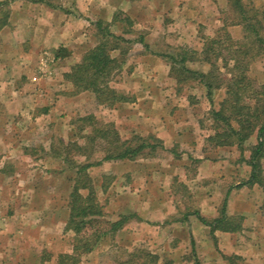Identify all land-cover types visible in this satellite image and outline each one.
Instances as JSON below:
<instances>
[{
  "label": "crops",
  "instance_id": "crops-1",
  "mask_svg": "<svg viewBox=\"0 0 264 264\" xmlns=\"http://www.w3.org/2000/svg\"><path fill=\"white\" fill-rule=\"evenodd\" d=\"M67 1L0 0V6L4 4L7 7L0 9L4 12L3 22L0 24V257L11 259L9 264H20L18 259H23V264L44 263L41 254L44 246L64 237V227L69 214L68 196L73 185V175L72 177L67 175V167L63 166L61 159L46 154V152L42 155L34 154L28 148L33 144L31 134L36 128L32 122L34 117L28 121L30 118L28 115L35 106L32 105L31 100L35 87L41 80H44L39 79L40 77L35 74L36 64L33 65L35 58L31 53L36 50L37 46L43 50H55L59 46L68 49L70 54L58 61L63 64L59 78L69 84L64 80L63 73L68 71L71 65L79 60L80 55L96 42V38L87 39V41L83 39L80 41V48L75 49L74 37L85 34V24L88 25L89 22L97 19L111 21L115 12L121 10L133 19L135 26L132 32L125 33V36L135 38L134 44L152 51L149 56L145 54L137 62L133 56L129 57V64L133 62L134 66L138 65L137 68L140 71L141 67L143 69L148 62L151 66H162L163 68L166 64L165 58L156 49L158 46L156 41L152 42L151 37L159 33L163 38L164 31L161 30L164 24L158 14L163 16L164 3L168 0H70L73 7L66 4ZM53 2L55 3L52 4ZM151 4L153 7L150 6ZM34 7L40 12L33 11ZM152 16L159 19L161 23ZM188 17L202 16L198 13L189 14ZM198 23L205 24L200 20ZM232 27L234 31L242 33L241 25L235 24ZM20 28H23L25 33L22 41L18 38ZM91 28L93 31L92 26ZM135 30L139 32L138 36L143 35V42L138 40V37H133L132 33ZM145 44L147 46H144ZM160 72L165 73L169 80H174L169 75V69H162ZM41 115L45 116L46 110L41 112ZM22 120L25 123H22ZM175 127L164 124L154 131L155 135L162 140L165 148L170 149L182 142L183 136L175 131ZM225 149L227 147H219L215 149V152L225 151ZM184 153L180 154L181 159H184L182 156ZM187 156L190 161L198 163L197 176L220 182L231 180V186L225 194L226 213L228 216L241 217L239 230L211 232V228L196 216L194 210L174 219L176 207L172 200H165L166 198L162 195L164 192L160 190L161 187H157L154 197L149 196L148 193L137 195L139 198L137 200L140 202H137L131 193L127 194L126 201H121L122 195L126 196L125 183L121 176L129 172L137 161L131 159L103 161L91 168L95 171L99 170V175L94 176L97 177L96 180L92 177L99 193L116 192L117 194L118 201L113 204L101 203L104 205L106 214L108 212L114 214L109 216L108 213L107 216L111 219L118 218L122 214L131 216L113 237L106 236L95 249L87 254L90 256V264H96L104 253L111 252L98 249L105 245L107 240L108 242L115 240L117 243L125 235L134 242H145L149 237L152 240L158 237L157 242H161L164 241L162 237L169 228H172L173 235L176 229L186 230L189 239L195 244V257L200 264H227L224 255L233 254L241 257L244 264H264V193L257 183L240 185L249 178V166L243 162L242 172L233 171L230 160L213 157L210 152L202 150ZM63 169H65L63 171L65 176L59 183L61 190L55 197L56 201L63 194L61 197L63 208L55 212L54 210L57 209L52 203L54 197L51 192L53 183L51 180L47 181V178L50 179L52 171ZM100 170L104 172L110 170L111 180L105 186H103L105 173H101ZM37 176L41 178L38 183L35 181ZM253 187L261 190V197L257 203L250 204L243 201L245 197H242L241 193L244 190L249 192ZM57 192L58 190L55 193ZM234 200L237 202L232 205ZM206 210L204 206L198 209L202 216L203 213L209 215L205 213ZM210 215L214 214L210 213ZM183 241L186 239L183 238ZM37 243L42 244L41 251L38 252L34 249ZM122 244L126 243L122 240ZM184 252L181 248L170 251L169 258L173 264H192L188 260H183Z\"/></svg>",
  "mask_w": 264,
  "mask_h": 264
},
{
  "label": "rangeland",
  "instance_id": "rangeland-1",
  "mask_svg": "<svg viewBox=\"0 0 264 264\" xmlns=\"http://www.w3.org/2000/svg\"><path fill=\"white\" fill-rule=\"evenodd\" d=\"M244 1H252L255 5L264 7V0ZM66 4L69 6L72 5L71 7L74 6L70 0ZM164 6L165 11L162 12L163 16H161L162 14H158L164 24L161 30L164 31L163 38L160 37L159 33L157 36L153 35L151 37V41H156L158 45L156 49H158L159 54L177 53L180 47H188L189 49L192 48L199 51L203 43L202 37L213 36L217 29L222 26V17L226 15L227 11V0H168L167 3H164ZM6 8L4 4L0 6V9ZM34 9L32 10L40 12L35 7ZM198 13L202 17H188L189 14L196 15ZM3 14L4 12L0 11V21L4 18ZM152 17L154 18L155 16ZM199 20L205 24L198 23ZM92 22H89L88 25L85 24V34L80 37H74L73 45L74 47L76 46L75 49L80 48L81 40L84 39L87 41V39H95L91 28ZM113 29L122 32L123 25L119 23V25H114ZM228 30L235 39L242 37L243 31L242 33L234 31L232 26H228ZM138 33L135 30L132 33L133 37H137ZM18 38L21 41L25 38L23 28H20ZM78 44L79 46H77ZM53 51L51 49L43 50L37 46L36 50L31 53L35 58V62L33 63V65L36 64L34 66L35 74L40 77L39 79H44L35 87L34 96L31 100L33 102L32 105L35 106L31 111L32 114L30 112L28 115L30 117L28 121L29 119L31 120V117H34L32 122L34 127H36L31 134L33 144L28 147L31 149V152L40 155L46 152V154L52 155L53 147L59 148L62 144L61 140L64 142L76 140L79 143H83V138H80L74 132L75 120L78 116L88 113H93L102 122L113 121L122 136L131 137L132 135H140L150 141L153 140L149 138V135L156 136L154 131L161 125L169 124V127L176 126L174 128L175 131L180 136H183L181 138L182 142L174 146V151L176 154H179L178 157L171 151L157 147L154 156L134 159L137 161L135 164L143 168H138L135 165L137 168L132 166L131 168L133 170L131 169L129 172L122 174L121 178L123 177L125 183L124 192L126 196H124L125 194L122 195L121 201H126L128 199L127 194L130 193L136 200H139L137 197L139 195L141 196L142 193H148L149 196L154 197V192H156L157 187H161L160 190H163L162 192L164 193L162 195L166 198L165 200H172L173 205L176 207V212L173 215L174 219L185 215L186 212L189 213L192 210L198 211L201 206L207 209L205 213H209V215H204L203 213V217L207 220L210 221L218 216L226 191L231 186V180L220 182L200 175L197 176L198 163L190 161L187 155L196 154L206 144V135L212 131L209 110L212 104H216L222 98L224 88L217 89L212 93L213 102L211 104L206 95L205 87L198 81L191 79L186 83L177 84L175 79L169 80L166 78L165 73H159L162 69L165 70L170 67V60H167L166 56L164 57L162 55L166 60L164 68L162 66H151L148 62L143 67L145 70L142 71L143 69L141 67L140 71L137 68L138 65L134 66L132 64L133 62L129 64V57L133 56L135 62H137L145 54L149 56L152 51L133 43L132 50L121 72L117 75L115 82L116 89L127 95L130 100L119 103L115 109H109L97 104L93 94L89 91L78 94L72 93L73 88L71 83L67 84L63 79L60 80L59 78L63 64L54 58ZM255 57L250 62L248 76L255 83H264V56L260 55ZM186 65L191 69L200 71H207L210 67L209 64L199 60L188 61ZM222 71V78H228L225 69H222ZM45 110L46 115H41V112ZM21 122L25 123L23 120ZM250 143L249 140L246 141V146L248 147ZM183 152H185L184 155L182 154L184 159H181L179 156ZM209 152L213 157L230 160L233 171L242 172L244 170L238 149L227 148L225 151L218 153L214 149ZM100 154L99 152L95 155ZM244 154L246 156L249 155V150L246 149ZM77 158L83 160V157ZM186 163L189 164L186 165ZM63 166L66 167L64 162ZM90 168L88 170L91 177L99 175V170L96 169L95 171V169ZM64 170L52 171L50 179L47 178V181L51 180L53 183L51 185V192L54 197L52 203L55 209H57L54 210L55 212L63 208V198L61 200L63 194L56 201L55 197L61 190L59 183L65 176ZM100 171L101 173H105V181L108 183L111 180L110 170H105L107 172H104V170ZM229 174L231 173L229 172ZM67 175L72 177L73 172L67 169ZM96 178L94 177L95 180ZM40 179L38 176L35 177L36 183ZM56 190H58L57 193H55ZM96 192L100 203L104 202L109 204L110 202L113 204L115 201H118L116 192L102 194L97 189ZM241 194L242 197H245L243 201L245 200L247 203L254 204L259 201L261 190L253 187L249 192L244 190ZM138 200L137 202H140ZM234 201L232 205H235L237 202L236 200ZM108 213L110 214L109 216L114 215L111 214L112 212ZM210 213L214 215H210ZM136 222L138 223L140 221ZM172 231V228H169L162 237L164 241L161 242H157L158 237L156 239L154 238L155 240L149 237L145 242H134L129 239V236L125 235L117 243L115 240L114 242H108L107 240L105 241V245L100 248L98 247V249L111 252L104 253L96 264H117L118 260L127 256L122 249L132 250L133 248H145L160 255L161 258H169L170 251H173L175 248H181L185 251L183 260H188V262L194 264L197 258L195 257L196 249L193 240L189 239L184 228L176 229L174 235ZM63 233V238L53 241L50 244L45 242L48 245L44 246L42 251V244L37 243L36 247H34L36 252L41 251L42 261H44L45 255L50 256V261L45 260L43 264H49L55 261L56 256L60 252L71 251L73 232L69 230ZM183 238L186 241H183ZM122 240L126 243L125 245L122 244ZM193 251L194 254L192 253ZM87 254L82 256L80 264L85 262L86 264H90V256ZM18 260L20 264H23V259ZM9 262H11V259L0 257V264H9ZM203 262L205 261L203 260Z\"/></svg>",
  "mask_w": 264,
  "mask_h": 264
},
{
  "label": "trees",
  "instance_id": "trees-1",
  "mask_svg": "<svg viewBox=\"0 0 264 264\" xmlns=\"http://www.w3.org/2000/svg\"><path fill=\"white\" fill-rule=\"evenodd\" d=\"M222 18L223 24L213 36L202 37L199 51L180 47L177 53L161 55L170 60L169 75L177 84L191 79L198 81L205 87L211 104L212 93L224 88L222 98L210 107L212 131L201 150L209 152L219 147L238 149L240 160L250 168L248 180L240 185L257 183L264 193V83H255L248 76L250 62L255 56H264V7L252 1L227 0L226 15ZM119 23L123 25L122 32L113 29ZM235 24L242 26L240 39H235L228 30V26ZM133 26V19L121 10L115 12L111 21L97 19L92 22L95 44L63 73L64 80L72 85L73 94L89 91L97 104L109 109L130 100L116 89L115 82L132 50L135 38L125 36V33L132 32ZM137 37L143 42V35ZM53 54L55 59H62L70 52L59 46ZM198 60L209 64V69L200 71L186 65L188 61ZM222 69H225L228 78H222ZM74 132L83 138V143L61 140V146L53 147L51 152L73 172V185L67 203L69 214L64 227L65 231L73 232L72 248L70 252L58 253L55 261L49 264H80L84 254L95 249L106 236L113 237L131 216L122 214L115 219L107 216L88 172L90 167L109 160L152 157L157 147L171 151L177 157L179 155L174 146L165 148L157 136L149 135L153 141L140 135L122 136L113 121L102 122L93 113L78 116ZM248 140L251 143L247 147ZM246 149L249 150L248 157L244 154ZM99 152L100 155H95ZM77 157H83V160ZM105 178L106 175H103V186L106 185ZM194 213L211 228V232H234L241 227V217L227 215L226 197L218 216L210 221L198 211ZM122 250L127 256L118 260L117 264H173L170 258H161L145 248ZM44 257V261H50L49 255ZM224 258L227 264H244L241 257L235 254L224 255ZM194 264H199L197 259Z\"/></svg>",
  "mask_w": 264,
  "mask_h": 264
}]
</instances>
